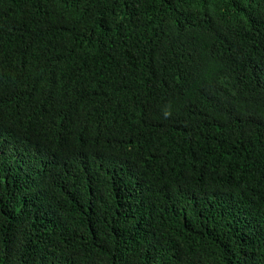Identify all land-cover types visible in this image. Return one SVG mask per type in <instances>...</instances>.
Listing matches in <instances>:
<instances>
[{
  "label": "trees",
  "instance_id": "1",
  "mask_svg": "<svg viewBox=\"0 0 264 264\" xmlns=\"http://www.w3.org/2000/svg\"><path fill=\"white\" fill-rule=\"evenodd\" d=\"M0 264H264V0H0Z\"/></svg>",
  "mask_w": 264,
  "mask_h": 264
}]
</instances>
